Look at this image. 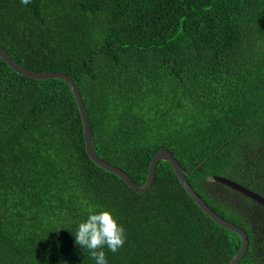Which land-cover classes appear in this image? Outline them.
<instances>
[{"label":"trees","instance_id":"trees-1","mask_svg":"<svg viewBox=\"0 0 264 264\" xmlns=\"http://www.w3.org/2000/svg\"><path fill=\"white\" fill-rule=\"evenodd\" d=\"M0 45L76 82L96 154L139 186L169 149L247 232L237 264H264L253 203L210 179L264 192V0H0ZM241 243L169 161L145 192L97 164L68 83L0 56V264H228Z\"/></svg>","mask_w":264,"mask_h":264},{"label":"water","instance_id":"water-1","mask_svg":"<svg viewBox=\"0 0 264 264\" xmlns=\"http://www.w3.org/2000/svg\"><path fill=\"white\" fill-rule=\"evenodd\" d=\"M0 56L5 59V61L17 72L20 74L26 75L31 78L36 79H47V78H61L65 82L68 83L70 86L76 100L79 106V109L81 111L83 122H84V133H85V139H86V150L89 154V156L100 166L103 168L110 170L116 174H118L127 184H129L134 190L138 192H145L148 190L154 180L155 174H156V167L160 160H166L169 161L174 169L176 174L178 175L180 181L182 182L185 189L188 191V193L193 197V199L196 201V203L209 215L211 216L215 221L220 223L221 225L232 229L236 232H238L241 236V247L237 254L230 260L228 264H237L241 258L246 253L249 239L248 234L244 229H242L240 226L236 225L235 223H232L225 218H223L221 215H219L216 211H214L204 200L203 198L196 192V190L191 186L188 179L185 176V171L182 165L178 162L176 157L173 155V153L169 149H162L158 153H156L151 161L150 169H149V175L147 182L144 184V186H139L132 177L122 170L121 168L107 162L106 160L101 159L95 152L93 145H92V130L88 118V114L86 111V107L84 105L82 95L80 93V90L76 84V82L67 74L64 72H38L34 70H30L22 65H20L18 62H16L6 51L5 49L0 45ZM211 180L223 183L230 188L237 190L246 196L250 197L253 200L259 201L264 205V197H262L259 193L253 191L252 189L242 185L241 183L232 180L231 178H228L226 176L221 175H214L210 178Z\"/></svg>","mask_w":264,"mask_h":264},{"label":"flooded vegetation","instance_id":"flooded-vegetation-1","mask_svg":"<svg viewBox=\"0 0 264 264\" xmlns=\"http://www.w3.org/2000/svg\"><path fill=\"white\" fill-rule=\"evenodd\" d=\"M212 181V180H211ZM243 185V184H242ZM245 186V185H244ZM261 186L262 187H264V182L263 183H261ZM234 190V189H233ZM234 191H236V192H238L239 194H241L242 196H240L239 197V200L241 201V202H244V200L246 199V198H249L250 199V203H253V205L254 206H252V209L254 210V212H253V215H254V217H256V218H260V219H263V221H264V205L262 204V203H260L259 201H256V200H253V199H251L250 197H248V196H246L245 194H243V193H241V192H239V191H237V190H234ZM254 191V190H253ZM255 192H257V191H255ZM257 193H259L262 197H264V192H257ZM238 196V195H237ZM261 210V211H260ZM247 233V232H246ZM258 242H259V240L256 238V239H254V245L255 246H257L258 245Z\"/></svg>","mask_w":264,"mask_h":264},{"label":"rangeland","instance_id":"rangeland-1","mask_svg":"<svg viewBox=\"0 0 264 264\" xmlns=\"http://www.w3.org/2000/svg\"><path fill=\"white\" fill-rule=\"evenodd\" d=\"M235 197H237V196H235ZM235 197H234V198H235ZM238 198H239V197H237V200H238Z\"/></svg>","mask_w":264,"mask_h":264}]
</instances>
